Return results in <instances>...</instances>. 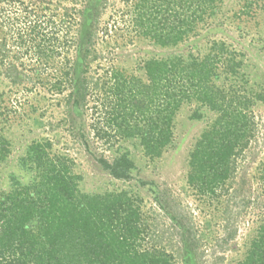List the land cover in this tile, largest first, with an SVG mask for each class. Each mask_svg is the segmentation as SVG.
<instances>
[{
    "label": "rangeland",
    "instance_id": "1",
    "mask_svg": "<svg viewBox=\"0 0 264 264\" xmlns=\"http://www.w3.org/2000/svg\"><path fill=\"white\" fill-rule=\"evenodd\" d=\"M137 1L25 0L38 14L56 13L55 23L63 21L64 30L71 29L75 43L62 58L73 62L75 77L78 67L88 69L83 87L76 79L57 83L61 79L57 70L51 66L45 70L25 48L18 49L9 33L13 26L2 24L0 14V133L11 143V154L0 166V192L10 191L17 181L25 185L36 178V171L24 166L22 159L32 143L48 141L52 156L69 161L82 177L83 193L126 190L137 198L149 225V242L155 241L151 231L158 230L160 244L178 255L181 264H238L264 222V184L259 180L264 166V102L255 97L264 92V0H221L214 15L196 26V35L170 48L132 27ZM7 5L1 0L0 9ZM68 12L73 16H64ZM214 42H224L243 62L236 76L220 67L217 85L246 92L255 101L254 138L236 162L233 181L219 197L201 195L188 180L190 153L216 119L200 103L179 112L172 143L154 160L145 155L138 139L120 140L109 148L95 136V128L105 123L103 104L111 69L146 81L143 68L148 60L190 54L202 58ZM195 113L201 118L192 119ZM126 150L136 165L133 179L116 180L99 159L111 161Z\"/></svg>",
    "mask_w": 264,
    "mask_h": 264
},
{
    "label": "trees",
    "instance_id": "2",
    "mask_svg": "<svg viewBox=\"0 0 264 264\" xmlns=\"http://www.w3.org/2000/svg\"><path fill=\"white\" fill-rule=\"evenodd\" d=\"M220 1L138 0L132 27L161 47H176L214 15ZM6 2L7 8L0 9L1 23L13 26L9 33L18 49L25 48L45 70L50 66L57 70L61 77L57 83L76 79L80 87L85 86L88 69L78 67L80 75L75 77L73 62L62 58L74 45L75 35L68 26L64 30L63 21L55 23L56 13L38 14L25 0ZM92 39L90 34L89 44ZM236 56L224 42H214L202 58L190 54L148 60L143 68L146 81L111 69L103 104L105 123L95 128V136L109 148L120 140L138 139L145 155L154 160L172 143L179 112L200 103L216 119L190 153L189 184L201 195H223L255 132L254 99L216 83L222 66L232 75L240 73L243 62ZM255 97L264 102V92ZM200 118L198 113L192 116ZM51 146L48 141L32 143L22 163L36 171V178L25 185L17 181L10 191L0 192V264H181L178 255L160 244L158 230L151 231L155 241L149 242V225L137 198L126 190L83 193L82 177L69 161L52 156ZM10 154L11 143L0 133V166ZM99 162L114 179H133L136 165L129 151ZM259 180L264 184V166ZM238 264H264V222Z\"/></svg>",
    "mask_w": 264,
    "mask_h": 264
}]
</instances>
